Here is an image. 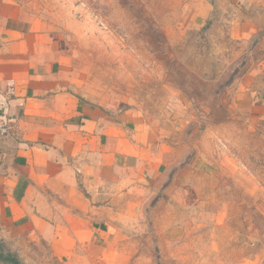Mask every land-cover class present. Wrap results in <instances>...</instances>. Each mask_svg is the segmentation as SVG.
<instances>
[{"label": "rangeland", "instance_id": "374dc122", "mask_svg": "<svg viewBox=\"0 0 264 264\" xmlns=\"http://www.w3.org/2000/svg\"><path fill=\"white\" fill-rule=\"evenodd\" d=\"M11 1L45 24L81 84L138 111L169 148L167 176L125 213L137 219L128 235L157 248L177 222L183 238L172 244L189 264L263 263L264 120L238 94L247 74L264 76V0ZM245 21L258 27L248 36ZM13 245L0 240V252L63 264L41 240Z\"/></svg>", "mask_w": 264, "mask_h": 264}, {"label": "crops", "instance_id": "0c3cea01", "mask_svg": "<svg viewBox=\"0 0 264 264\" xmlns=\"http://www.w3.org/2000/svg\"><path fill=\"white\" fill-rule=\"evenodd\" d=\"M246 22L242 36L258 28ZM258 73L245 76L238 101L264 120ZM104 97L81 84L40 19L0 0V120L11 126L0 140V240L23 250L41 240L63 264H154L164 240L161 264H189L172 244L183 238L177 222L157 248L150 236L128 235L137 219L125 213L167 176L169 148L138 111Z\"/></svg>", "mask_w": 264, "mask_h": 264}, {"label": "built area", "instance_id": "2783aa9c", "mask_svg": "<svg viewBox=\"0 0 264 264\" xmlns=\"http://www.w3.org/2000/svg\"><path fill=\"white\" fill-rule=\"evenodd\" d=\"M9 92L10 93H13L14 92V89H13L12 86L9 88ZM10 130H11V126H10L9 122L6 121V120L1 119L0 120V140L3 137L7 136L10 133ZM4 155L5 154H4V152H3V150H2V148L0 146V164L4 160Z\"/></svg>", "mask_w": 264, "mask_h": 264}, {"label": "trees", "instance_id": "16d2710c", "mask_svg": "<svg viewBox=\"0 0 264 264\" xmlns=\"http://www.w3.org/2000/svg\"><path fill=\"white\" fill-rule=\"evenodd\" d=\"M0 259H6V260H10L13 264H22L20 263V261L18 259H16L15 257L9 255L4 256L1 252H0Z\"/></svg>", "mask_w": 264, "mask_h": 264}]
</instances>
